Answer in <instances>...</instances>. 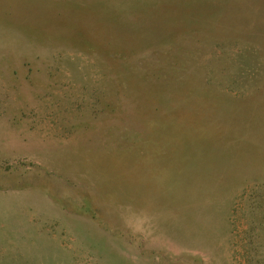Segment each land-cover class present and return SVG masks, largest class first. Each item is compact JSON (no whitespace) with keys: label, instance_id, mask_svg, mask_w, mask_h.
I'll return each instance as SVG.
<instances>
[{"label":"rangeland","instance_id":"1","mask_svg":"<svg viewBox=\"0 0 264 264\" xmlns=\"http://www.w3.org/2000/svg\"><path fill=\"white\" fill-rule=\"evenodd\" d=\"M0 264H264V0H0Z\"/></svg>","mask_w":264,"mask_h":264}]
</instances>
